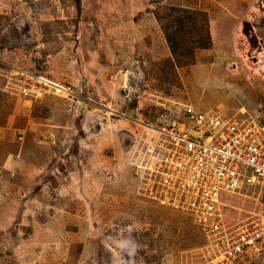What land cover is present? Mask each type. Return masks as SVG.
I'll return each mask as SVG.
<instances>
[{"label": "rangeland", "instance_id": "obj_1", "mask_svg": "<svg viewBox=\"0 0 264 264\" xmlns=\"http://www.w3.org/2000/svg\"><path fill=\"white\" fill-rule=\"evenodd\" d=\"M170 7L208 18L210 46L188 63L165 40ZM33 76L72 94H41ZM187 105L264 122L261 0H0V264L208 259L146 168L150 127L184 122Z\"/></svg>", "mask_w": 264, "mask_h": 264}, {"label": "built area", "instance_id": "obj_2", "mask_svg": "<svg viewBox=\"0 0 264 264\" xmlns=\"http://www.w3.org/2000/svg\"><path fill=\"white\" fill-rule=\"evenodd\" d=\"M30 84L41 94H72L45 77H29ZM182 109L184 122L150 127L157 139L146 168L171 195L159 202L188 212L202 229L209 257L198 264L242 263L264 252V122ZM247 203L251 215L240 219L247 210L238 205Z\"/></svg>", "mask_w": 264, "mask_h": 264}, {"label": "trees", "instance_id": "obj_3", "mask_svg": "<svg viewBox=\"0 0 264 264\" xmlns=\"http://www.w3.org/2000/svg\"><path fill=\"white\" fill-rule=\"evenodd\" d=\"M165 20L163 32L170 54L180 57L183 63L191 61L194 49L210 46L208 18L203 13L170 7ZM182 37L187 38L188 43L180 41Z\"/></svg>", "mask_w": 264, "mask_h": 264}, {"label": "water", "instance_id": "obj_4", "mask_svg": "<svg viewBox=\"0 0 264 264\" xmlns=\"http://www.w3.org/2000/svg\"><path fill=\"white\" fill-rule=\"evenodd\" d=\"M261 2H262V5L264 6V0H261Z\"/></svg>", "mask_w": 264, "mask_h": 264}]
</instances>
